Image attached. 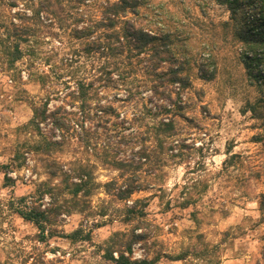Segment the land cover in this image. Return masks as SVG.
Instances as JSON below:
<instances>
[{
    "label": "rangeland",
    "instance_id": "obj_1",
    "mask_svg": "<svg viewBox=\"0 0 264 264\" xmlns=\"http://www.w3.org/2000/svg\"><path fill=\"white\" fill-rule=\"evenodd\" d=\"M39 2L0 0V16L9 11L15 23L24 21L33 29L15 68L7 69L0 56V264H114L101 248L114 232L122 243L131 241L132 233L144 236L132 242L133 259L186 253L180 260L162 257L155 264H264V210L259 202L264 145L251 138L260 131L258 122L241 112L245 99L257 94L256 79H249L243 67V48L227 43L231 36L219 25L228 17L225 8L212 0H150L148 16L157 20L156 7H163L159 26L171 33L175 57L184 65L182 75L191 84L179 89L174 83L177 93L166 97L151 93L142 75L130 77L129 83L140 88L139 98L132 101L124 86L113 89L96 80L104 59L84 57L80 41L71 37L78 18L80 25L98 14V1L86 0L76 11L70 0H51L56 15L42 10L29 19ZM3 37L0 30V50ZM207 51L217 63L212 80L198 77L196 62L207 58ZM79 77L95 79L98 89L86 100V114L84 102L71 92ZM104 102L110 107L98 110ZM171 102L175 133L162 135L160 148L145 123L161 117L148 115L155 105ZM43 105L38 129L24 127ZM55 116L70 125L62 130ZM42 135L60 144L40 152L35 144ZM144 148L155 149L157 160L141 156ZM112 159L129 165L116 167L107 162ZM79 167L90 171L92 187L74 206L59 188L65 174ZM5 172L12 173L11 182H5ZM40 181L54 188L36 203L47 206L54 197L61 206L49 228L57 235L44 241L15 211L17 197L35 200L31 192ZM128 183L141 189L120 196ZM135 199L145 215L126 220L125 209ZM185 199L192 202L183 208ZM77 227L89 231L90 240L71 243L59 236Z\"/></svg>",
    "mask_w": 264,
    "mask_h": 264
},
{
    "label": "trees",
    "instance_id": "obj_2",
    "mask_svg": "<svg viewBox=\"0 0 264 264\" xmlns=\"http://www.w3.org/2000/svg\"><path fill=\"white\" fill-rule=\"evenodd\" d=\"M72 5L70 8L78 10V5L84 4L86 0H70ZM94 2L96 0H93ZM98 14L94 17L82 22L79 25L78 18L75 24L70 28L71 37L80 41L79 51L84 57L103 58L104 62L98 67L96 80H104L103 86L113 89L123 87L127 98L132 101L136 99L140 93L133 82L129 83V78L142 75L143 84L149 83L151 93L158 95L165 94L170 97L174 92V83H178V88L183 89L191 84L188 76L182 75L184 65L177 61L176 51L171 46V33L164 31L160 27L163 23L162 16L159 11L162 6L156 7L157 20H151L148 16V4L150 0H97ZM218 5H222L228 12V17L219 21V25L231 36L230 45L240 44L243 48L240 59L248 78L255 80L257 94L253 98H246L241 112H249L250 117L255 119L257 127L260 131L252 135V141L259 142L264 145V0H212ZM61 3V0H55ZM61 5V4H59ZM51 0H40L37 8H33L32 17L35 20L40 13L56 15L55 10L50 9ZM13 17V16H12ZM9 11L0 16V30L4 37L1 39L2 48L0 56L5 60L6 68H15V63L25 54L23 43L28 41L33 34L31 25L21 21L20 24L15 23ZM25 19V18H24ZM208 57L202 58L196 62L198 67V77L203 80H212L217 72L216 58L207 51ZM211 67V69H210ZM135 78V77H134ZM95 79H86L79 77L76 82V88L71 92L74 97L82 100L83 112L86 114L90 111L86 100L91 96L90 92L95 90ZM133 81V79L131 80ZM252 83V81H251ZM146 86V85H145ZM144 86V87H145ZM146 86V87H148ZM94 92V91H93ZM95 92H98L96 88ZM139 98V97H138ZM98 110L106 111L105 107H110L107 102L98 103ZM107 105V106H106ZM45 107L41 109L35 108L33 116L29 119L24 127L29 125L38 129V122L44 118L43 113ZM146 111H149L146 109ZM175 111L174 103L167 105H155L148 115L159 119L153 121L152 124L145 123L147 131H152V136L158 147H162L161 136H167L175 133V120L172 113ZM41 116V118H39ZM43 116V117H42ZM145 118L146 112L143 113ZM175 116V115H174ZM54 122L56 126L62 130L70 125L64 122L60 117L55 116ZM150 137V136H149ZM60 142L56 139L47 138L42 135L40 141L35 144V149L40 152H50L56 149ZM158 152L155 149H143L141 156L146 160H157ZM231 154L227 159L234 157ZM116 167H125L129 165L123 161L112 159L107 161ZM258 173V172H257ZM55 174V171L52 172ZM74 174V175H73ZM72 175L65 174L62 179L63 187L59 188L63 193L66 192L70 196V201L77 206L79 204V196H87L91 193L92 176L89 170L79 167L78 172ZM75 178V180H71ZM4 179L7 183L12 178L4 173ZM54 186L47 181L37 183V188L31 192L35 196V200L30 203L27 201V195L17 197V205L15 211L24 221L32 223L37 229V238L46 240L49 236L57 235L53 229H49L53 220V215L60 212L61 206L57 203V199L52 197V201L47 206L41 207V203L36 200L42 198L44 194H51ZM141 189L140 185L128 183L126 189L120 192V196L129 197L135 191ZM124 194V195H123ZM138 199H135L131 205L127 206L125 211V219L131 217L144 216L143 208L137 207ZM190 199H185L182 207L185 208L191 204ZM260 208L264 210V193H261ZM118 232H114L108 241L101 248L103 256L114 264H155L162 257L171 260H180L186 253H159L153 258L147 257L141 259H133L130 257L132 242L141 240L144 236L140 233H132V239L122 243ZM59 236L65 237L71 243L77 241L90 240L91 235L88 232L83 233L82 227H77L68 233H61ZM123 247V248H122ZM128 251V254L125 252ZM114 252L117 254L114 255ZM60 261V260H57ZM54 263V262H52Z\"/></svg>",
    "mask_w": 264,
    "mask_h": 264
},
{
    "label": "built area",
    "instance_id": "obj_3",
    "mask_svg": "<svg viewBox=\"0 0 264 264\" xmlns=\"http://www.w3.org/2000/svg\"><path fill=\"white\" fill-rule=\"evenodd\" d=\"M7 174H8V176L12 175V173H7Z\"/></svg>",
    "mask_w": 264,
    "mask_h": 264
}]
</instances>
